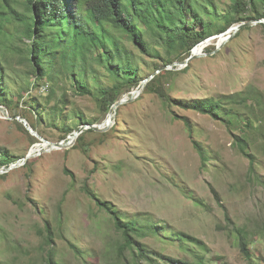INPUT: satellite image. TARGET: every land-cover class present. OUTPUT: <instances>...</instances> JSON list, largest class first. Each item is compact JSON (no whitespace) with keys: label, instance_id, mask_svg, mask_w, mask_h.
Instances as JSON below:
<instances>
[{"label":"rangeland","instance_id":"obj_1","mask_svg":"<svg viewBox=\"0 0 264 264\" xmlns=\"http://www.w3.org/2000/svg\"><path fill=\"white\" fill-rule=\"evenodd\" d=\"M196 1L212 13L234 12V0ZM256 4L258 11L248 8L244 16L263 14L264 0ZM201 15L208 17L202 10ZM258 20L239 29L216 53H211L213 47L227 33L201 41L196 47L202 49L194 50L199 56L188 67L175 55L176 64L168 63L161 41L144 26L151 48L162 56L144 55L131 44L139 75L149 77L160 70L157 84L172 101L145 85L137 98L118 107L108 130L87 131L83 140L77 138L66 148L50 149L13 116L15 110L5 108L8 116L0 110V155L7 150L17 156L15 162H0L1 264H48L50 252L55 264H131L128 249H117L124 235L112 213L90 192L124 220L158 226L137 237L155 253L156 263L164 262L162 256L195 260L198 254L205 264H264V121L254 132L255 169L250 172V160L236 144L239 127L231 131L224 121L182 105L250 88L264 94V15ZM18 29L7 23L0 35V52L7 53L17 70L22 52L9 48L22 50L30 42ZM100 74L103 84H111L109 73L101 68ZM67 85V111L80 110L96 124L107 121L108 112L96 98L78 95ZM48 87L34 90L41 102ZM137 88L128 85L121 97L129 98ZM29 114L36 130L53 142L63 139L62 123L72 121L50 115L38 120L37 110ZM28 153L32 156L24 159ZM238 228L249 233L250 257L240 246ZM175 232L203 243L187 242L183 249ZM50 235L53 241L48 242ZM138 264L151 263L143 259Z\"/></svg>","mask_w":264,"mask_h":264},{"label":"trees","instance_id":"obj_2","mask_svg":"<svg viewBox=\"0 0 264 264\" xmlns=\"http://www.w3.org/2000/svg\"><path fill=\"white\" fill-rule=\"evenodd\" d=\"M248 8L257 12L256 0H234V12L222 15L207 11L196 0H0V35L5 33L7 23H15L21 37L30 39L22 50L14 46L9 48L10 51L22 52L18 70L10 64L7 53L0 52V105L15 110L13 116L24 117L35 129V121L29 114L35 110L38 120L46 115L71 119L72 125L62 123L65 139L82 125L96 123L80 110L67 111L68 83L74 93L96 98L100 107L109 112L128 85L138 86L148 77L139 75L131 44L144 55H162L158 49L151 48L144 26L154 39L161 41L166 60L171 64L174 55L185 60L206 38L264 15L244 16ZM201 10L208 15L207 18L201 15ZM101 68L110 74L111 84L102 83ZM159 73L150 78L146 87L153 89L165 101H172L166 88L157 84ZM43 84H48L49 89L46 100L41 102L35 97L34 90ZM53 99L54 102L51 101ZM182 105L224 121L231 131L239 127L240 134L235 135L236 144L249 158V170L253 172L255 155L251 144L255 146L254 132L262 128L264 121L262 92H254L250 88L218 98H196L182 102ZM186 122L189 124L187 119ZM87 131L93 129L84 130L78 139L83 140ZM200 154L203 160L207 158L203 150ZM16 157L5 150L0 155V162H15ZM90 194L102 209L112 213L115 227L124 235V242L119 243L117 249L119 253L128 249L133 261L131 264H138L143 259L151 264H205L204 257L198 254L195 260L162 256L164 262L156 263L155 253L139 244L137 237L147 236L150 231L158 230V226L152 223L142 226L137 220L126 221L106 200H101L95 193ZM47 229L51 232L50 227ZM237 233L244 254L250 257L249 233L241 228ZM174 234L183 249L188 247L187 242L203 243L184 232ZM46 241H53L51 235L46 237ZM48 257L47 263L55 264L52 252Z\"/></svg>","mask_w":264,"mask_h":264},{"label":"water","instance_id":"obj_3","mask_svg":"<svg viewBox=\"0 0 264 264\" xmlns=\"http://www.w3.org/2000/svg\"><path fill=\"white\" fill-rule=\"evenodd\" d=\"M258 22H260V20L256 19L255 21H247V22H242L236 25H233L232 27H230L226 32L224 33H228L229 31H232L230 33L227 34V36L225 38H223L222 40L218 41V44L216 45V48L213 52L211 53H216L219 49H221L224 44H226L227 41H229L232 37H234L236 35V33L238 32L239 29H241L244 26H250L253 24H257ZM223 34V33H222ZM221 35V34H220ZM219 35V37H220ZM197 56H199L198 53H196L194 51V48L192 50V54L185 59L184 61L181 62V64H185L188 65L189 61H191L193 58H196ZM171 64H176V62H172ZM160 71V70H159ZM158 71V72H159ZM156 73V72H155ZM154 76V75H153ZM153 76H149L148 78L144 79L141 81V83L138 85V88L135 89L132 93L131 96L128 98L127 96H123L120 99H118L110 108L109 112H108V116L109 120H107L106 124H104V122L99 123V124H84L82 125L79 130L74 131L72 134L68 135L65 139H62L61 141L58 142H53L51 140L46 139L44 136H42L35 128H33L28 121L21 116H16L18 118H21V120L24 122L26 128L34 135H36L37 137H39L43 142L47 143L50 145V149L57 147V148H66L68 146H70L71 144L74 143V141L80 136V134L86 129L88 128H92L94 130H100V131H106L110 128V126L112 125L113 121L115 120L116 117V113H117V109L120 105L132 101L133 99L137 98V96L139 95V93L141 92V90L145 87L146 83L150 80V78H152ZM0 110L2 112H4V114L6 116H8L5 108L0 105ZM10 117V116H9ZM32 156V153H28L26 156H24V159H27L29 157ZM16 165L10 166L7 169H11Z\"/></svg>","mask_w":264,"mask_h":264},{"label":"bare ground","instance_id":"obj_4","mask_svg":"<svg viewBox=\"0 0 264 264\" xmlns=\"http://www.w3.org/2000/svg\"><path fill=\"white\" fill-rule=\"evenodd\" d=\"M230 32H232V31H229L228 33H230ZM228 33H227V34H228ZM223 34H225V33H223ZM226 36H227V35H226ZM226 36H225V37H226ZM223 38H224V37H223ZM223 38H222V39H223ZM201 49H202V45H200L199 47H196L194 50H195L196 52H199ZM109 117H110V116H107V120H109ZM106 122H107V121H104V124H106ZM42 143L45 144V145H47V143H45V142H43V141H42ZM48 145H49V144H48Z\"/></svg>","mask_w":264,"mask_h":264}]
</instances>
